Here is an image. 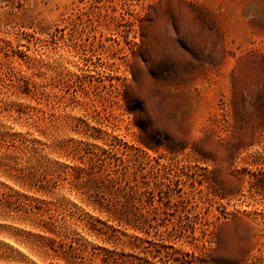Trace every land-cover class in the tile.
Returning <instances> with one entry per match:
<instances>
[{"label": "rangeland", "instance_id": "rangeland-1", "mask_svg": "<svg viewBox=\"0 0 264 264\" xmlns=\"http://www.w3.org/2000/svg\"><path fill=\"white\" fill-rule=\"evenodd\" d=\"M0 264H264V0H0Z\"/></svg>", "mask_w": 264, "mask_h": 264}]
</instances>
